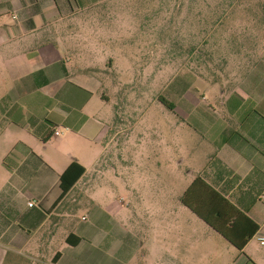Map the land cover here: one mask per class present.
Instances as JSON below:
<instances>
[{
    "label": "crops",
    "instance_id": "obj_1",
    "mask_svg": "<svg viewBox=\"0 0 264 264\" xmlns=\"http://www.w3.org/2000/svg\"><path fill=\"white\" fill-rule=\"evenodd\" d=\"M117 1L0 0V17L9 18L0 23V264H264V116L257 104L234 113L236 123L194 125L207 148L185 190L201 177L259 226L242 250L197 215L218 236H161L140 260L137 236L132 250L122 244L107 259L98 249L104 238L91 227L71 229L56 245L68 216L62 206L105 153L114 113L108 76L132 55L136 28L124 19L132 11L112 8ZM238 95L240 108L250 95ZM59 127L67 130L55 138ZM73 163L85 173L62 198L61 176Z\"/></svg>",
    "mask_w": 264,
    "mask_h": 264
},
{
    "label": "rangeland",
    "instance_id": "obj_2",
    "mask_svg": "<svg viewBox=\"0 0 264 264\" xmlns=\"http://www.w3.org/2000/svg\"><path fill=\"white\" fill-rule=\"evenodd\" d=\"M112 5L132 11L124 18L136 28L129 39L132 55L108 73L114 113L105 153L62 206L68 216L56 245L71 229L91 227L103 236L98 249L107 259L122 244L132 250L137 236L140 260L161 236H218L181 202L207 148L204 131L194 125L236 123L234 113L242 116L254 104L264 116V81L258 78L264 73V0ZM8 21L0 17L2 24ZM238 94L250 95L240 108Z\"/></svg>",
    "mask_w": 264,
    "mask_h": 264
},
{
    "label": "trees",
    "instance_id": "obj_3",
    "mask_svg": "<svg viewBox=\"0 0 264 264\" xmlns=\"http://www.w3.org/2000/svg\"><path fill=\"white\" fill-rule=\"evenodd\" d=\"M161 102L175 111L172 103L165 99H161ZM84 173L85 169L82 166L73 163L62 174V198L73 189ZM181 202L239 250H242L259 230V226L253 220L201 177H198L187 189Z\"/></svg>",
    "mask_w": 264,
    "mask_h": 264
},
{
    "label": "built area",
    "instance_id": "obj_4",
    "mask_svg": "<svg viewBox=\"0 0 264 264\" xmlns=\"http://www.w3.org/2000/svg\"><path fill=\"white\" fill-rule=\"evenodd\" d=\"M65 130H67V128H62V127L56 128L54 129L53 136L55 138L61 137L64 134ZM29 205L32 206L33 204L30 203ZM258 242L260 243L261 246H264V235L258 237Z\"/></svg>",
    "mask_w": 264,
    "mask_h": 264
}]
</instances>
